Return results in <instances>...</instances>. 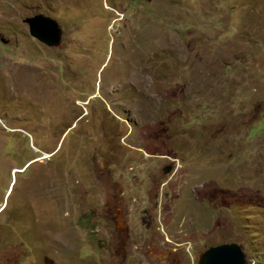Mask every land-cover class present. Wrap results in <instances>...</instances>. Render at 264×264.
I'll return each instance as SVG.
<instances>
[{"label": "rangeland", "instance_id": "rangeland-1", "mask_svg": "<svg viewBox=\"0 0 264 264\" xmlns=\"http://www.w3.org/2000/svg\"><path fill=\"white\" fill-rule=\"evenodd\" d=\"M224 243L264 264V0H0V264Z\"/></svg>", "mask_w": 264, "mask_h": 264}, {"label": "water", "instance_id": "water-1", "mask_svg": "<svg viewBox=\"0 0 264 264\" xmlns=\"http://www.w3.org/2000/svg\"><path fill=\"white\" fill-rule=\"evenodd\" d=\"M29 25L33 37L49 47H56L61 44L63 29L59 22L48 15L38 13L25 19ZM168 165L164 171L171 170ZM198 264H247L246 254L237 243H224L210 246L199 256Z\"/></svg>", "mask_w": 264, "mask_h": 264}]
</instances>
